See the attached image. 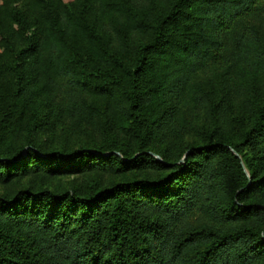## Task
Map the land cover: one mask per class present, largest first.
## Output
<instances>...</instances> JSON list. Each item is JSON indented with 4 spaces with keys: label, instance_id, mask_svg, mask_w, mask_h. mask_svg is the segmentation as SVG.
I'll return each instance as SVG.
<instances>
[{
    "label": "trees",
    "instance_id": "trees-1",
    "mask_svg": "<svg viewBox=\"0 0 264 264\" xmlns=\"http://www.w3.org/2000/svg\"><path fill=\"white\" fill-rule=\"evenodd\" d=\"M0 184V264H264V0H0Z\"/></svg>",
    "mask_w": 264,
    "mask_h": 264
},
{
    "label": "rangeland",
    "instance_id": "rangeland-1",
    "mask_svg": "<svg viewBox=\"0 0 264 264\" xmlns=\"http://www.w3.org/2000/svg\"><path fill=\"white\" fill-rule=\"evenodd\" d=\"M66 138L72 140L73 144L77 143V141L79 140V138L74 137V136H69V137H66ZM95 138H98V136H95ZM56 141L60 143V136H58ZM63 177L65 178L64 179L65 181H69V180L73 179L74 175L73 174L72 175H65ZM7 190H9V187L0 184V193H2L4 191H7Z\"/></svg>",
    "mask_w": 264,
    "mask_h": 264
}]
</instances>
